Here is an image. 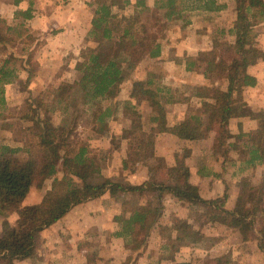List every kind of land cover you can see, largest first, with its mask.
Masks as SVG:
<instances>
[{
	"label": "crops",
	"instance_id": "0c3cea01",
	"mask_svg": "<svg viewBox=\"0 0 264 264\" xmlns=\"http://www.w3.org/2000/svg\"><path fill=\"white\" fill-rule=\"evenodd\" d=\"M92 1L0 0V18L9 23L16 21L14 17L17 11L32 7L33 18L28 21L30 32L31 29L32 33L48 32L54 27L58 30L56 37L49 42L59 45L58 53L63 55L61 62L40 57L38 67L46 65L49 68L48 75L41 77L25 61L21 71L18 70V80L29 76L32 80L47 81L46 87L41 85L42 92L48 90L49 85L53 89L64 81L81 79L82 73L77 70V63L82 50L94 46L86 39L96 10ZM130 1L134 4L136 0ZM143 1L150 8L155 5V0ZM76 2H81L84 7L76 8ZM189 20L187 25L181 22L176 24V39H168L159 58L146 57L126 76L116 98V103L123 106L118 105V113H114L108 121L110 135H98L90 141L93 147L109 149L108 164L99 169L105 180L124 186L153 183L156 189L146 187L143 192H108L98 199L75 206L65 217L38 235L35 257L15 261L14 264H204L208 259L217 258H227L230 264H264V252L256 241L245 242L236 229L205 223L200 206L161 191L159 184L171 185L173 181L165 180L154 167L156 159L163 160L169 169L177 165L178 159H183L190 172L189 183L198 188L200 197L216 200L227 195L226 208L233 210L242 179L251 178L256 187H260L264 181V162L254 153L259 128L257 120L249 116L230 120L231 136L226 157L214 152L215 132L199 141L182 140L171 133H158L153 135L152 158L146 163L124 168L129 152L126 134L134 123L131 110L138 112L145 124L156 128L157 123L150 120L160 116L153 102L155 100L164 105L167 126L171 128L201 110L203 104L209 101L198 92L199 88L216 87L226 91L229 87L225 76L205 75L197 68L189 70L187 62L188 58L210 52L216 40L228 44L235 42V1L228 0L227 8L218 13L194 12ZM255 29L257 39L252 48L260 50L261 55L252 61L247 73L256 79V85L243 88L239 96L252 112L257 113L264 112V19L257 22ZM172 35L173 31L170 37ZM123 65L122 69L126 70L127 64L125 67ZM18 80L7 85L6 96L10 92L22 94ZM148 80L159 88L172 90L181 100L168 103L165 92L151 101L145 97L132 98L134 84ZM33 91L35 94L36 88ZM172 175L177 177L175 173ZM43 195L35 204L42 201ZM149 208L159 210L150 220L155 221V225L148 235L137 234L135 226L139 224V218L136 215ZM1 218L0 237L4 224ZM16 220L12 217L10 222L14 224ZM177 220L186 221L192 226V232L183 235L176 228ZM143 239L146 242L137 248L138 241ZM0 264L7 263L2 260Z\"/></svg>",
	"mask_w": 264,
	"mask_h": 264
},
{
	"label": "trees",
	"instance_id": "16d2710c",
	"mask_svg": "<svg viewBox=\"0 0 264 264\" xmlns=\"http://www.w3.org/2000/svg\"><path fill=\"white\" fill-rule=\"evenodd\" d=\"M94 2L96 10L87 38L94 46L84 49L77 63V70L82 73L81 79L62 82L49 102L39 97L30 100L29 111L21 116V119L30 121L27 128L30 147L26 149V160L15 156L19 149L0 144L1 216L8 217L11 209L21 206L32 187H41L46 180L54 179L52 189L41 203L18 209L17 223L3 225L0 261L4 260L7 264L35 257L38 235L65 217L75 206L98 199L108 192H143L146 187L156 189L153 183L141 186H124L110 180L100 184L89 183L91 176L71 172L73 165L87 167L86 151L80 150L72 158L62 153L69 147L70 139L85 115L91 117L94 131L101 133L104 128L107 129L113 109L111 104L104 107L103 103L116 99L120 94L127 74L122 64H127V70L132 72L146 57L159 58L168 41L171 22L183 20L187 25L190 21L186 20L188 14L196 11L218 13L227 7L220 0H156L153 8L143 0H137L134 4L130 0ZM118 11L123 13L114 21V14ZM235 13V42L224 44L216 40L210 52L188 58L187 62L189 70L197 68L205 75L225 76L228 89L199 88L198 92L209 101L203 104L201 110L171 128L167 126L164 115L150 119L151 123H157L156 128H151L142 121L138 112L132 110L134 123L126 134L129 152L124 161L125 169L137 163H146L153 152L152 135L158 133H171L182 140L199 141L215 132L214 152L226 157L231 136L230 120L247 116L259 123L254 153L264 162V112H252L239 96L243 88L256 85V79L247 70L252 61L261 55L260 50L252 47L257 39V20L264 19V0H235ZM14 18L18 21L15 26L0 19V48L27 32L25 22L33 18L32 7L17 11ZM9 34L15 36L9 38ZM17 78L18 70L11 67V59L8 56L0 59V105L6 103V86ZM161 92L166 93L168 103L181 100L172 90L159 88L151 80L136 82L131 97H145L151 101L160 97ZM56 115L61 119L59 124L54 121ZM68 153L71 151L68 150ZM61 166L64 167V176L56 178ZM170 173L177 175L175 184H159L161 191L200 206L205 223L236 229L245 242L256 241L264 252V181L260 187H256L251 178L242 179L236 206L229 210L226 208L227 195L216 200L200 197L198 188L189 183L190 172L183 159H178ZM158 213V209L152 208L137 213V234L148 235L155 225V221H150L151 217ZM176 228L183 235L190 234L193 229L184 220H177ZM145 242L146 239L138 241L137 248ZM204 264H229V261L223 258L208 259Z\"/></svg>",
	"mask_w": 264,
	"mask_h": 264
},
{
	"label": "rangeland",
	"instance_id": "374dc122",
	"mask_svg": "<svg viewBox=\"0 0 264 264\" xmlns=\"http://www.w3.org/2000/svg\"><path fill=\"white\" fill-rule=\"evenodd\" d=\"M220 1L225 4H228V0H220ZM92 3L93 5H95V2L92 1ZM75 5H76V8L78 9L84 7L81 2H78V3L76 2ZM88 7H90L89 3H88ZM196 12H199V11H196ZM122 13L123 12L121 11L116 12L114 14L115 16L114 21L118 20L121 17ZM191 14L190 15L188 14V17L186 20H189L191 18ZM0 19H3V18H0ZM85 19L88 20V17H85ZM3 20L7 21L8 25L15 26L18 23L17 20L14 23H9V21L6 19H3ZM258 21H260V19L257 20V22ZM87 22H89V20ZM180 22L182 24H185L183 20L179 21L178 23L171 22L169 24L168 37H167L168 39L170 38L173 40L176 39V24H179ZM25 24H26L27 32H23V36L21 38L17 39L16 41H12L8 46L0 48V59H5L8 56L11 59V67L16 68L17 70H19V72L21 71V67L22 68L24 67L23 64L25 63V61H28L31 65V69L33 70V72L37 71V74L39 76L45 77L49 73V68L46 67V65H43L41 68H39L40 66L38 67V59L42 56H45V58H48L51 61L55 60V62L60 63L61 62L60 57H63V55L60 56L58 53L59 52L58 48L60 49V47H58L59 45L55 46L52 44L51 41L49 42V40L54 39V37H56L55 35H57L58 30H56V27H54L52 31L32 33V29L30 32V28L28 27V21H26ZM172 31H173V35L172 37H170ZM9 36H10L9 38H12L15 35L9 34ZM87 38H88V35H87ZM223 43L225 44L229 42H223ZM48 46L50 47L48 48ZM34 48H36L35 51L31 52L30 50L31 49L34 50ZM125 65L126 64H124L123 67H125ZM125 71L127 73L126 76L132 73L128 71L127 69ZM155 75H157V73H155ZM18 78L16 80H18ZM16 80L11 84L16 83ZM45 82L47 81L32 80L29 76L28 77L25 76L24 78L19 79L18 83L20 85L19 88L22 92L21 95H17L16 93L10 92L6 96V88H5L6 103L4 105H0V144H6L13 148L19 149L20 151L15 156L18 157L20 160H26L28 158V152L26 149L30 147L27 141V128L30 125V121L21 119V116L25 115L29 111V108H30L29 103L32 98L39 97L45 100L46 102H49L53 97V93L55 89L59 87L58 86V87L51 89L52 87H50L51 85H49L48 90H44L41 92L40 91L41 85L44 84V87H46ZM11 84H8V85H11ZM35 88L37 91L34 94L33 90ZM116 102H117L116 99L107 100L103 103V105L104 107H107L110 104H112V109H113V114H114V113H118L117 112L118 105H120V107L123 106L121 103L118 104ZM153 102H154L155 107L158 110V113H160L161 116L166 115L165 110H164V105H160L155 100ZM130 115L132 118V110L130 111ZM60 120H61L60 117L56 115L54 119L55 123L59 124ZM93 127H94V123L91 117L89 115H85L83 118V121L79 124L78 128L73 133L70 139V142H69V147L65 149V151L62 154H64L65 156H68L67 158H72L74 157V155H77L80 152V150L86 151L85 159L87 160L86 161L87 167H84V165L82 166L73 165L71 172L72 174L76 173V174H79L85 177L91 176V178H88L89 183L100 184L106 180L104 176L100 173L99 169H102L103 167L106 166V164H108V161L110 159V152H109V149H104V148L101 149L100 147L98 148L93 147L90 141L98 135L109 136L110 134H108V127L107 129L104 128L101 131V133L94 131ZM153 135H152V142H153ZM68 150L71 151V153H68ZM152 155H154V148H153V152L148 156V160L152 158ZM154 164H155L154 167L157 173H161V176L165 180L168 178L170 181L171 180L173 181L172 184H175L174 180L176 181V176L169 173L170 169L168 168L167 164L163 160L156 159ZM63 176H64V167L61 166L60 171L56 178H62ZM53 182H54V179H48L44 182V184L41 187H38V186L32 187V189L30 190V193L25 199V202H23L21 206L17 207L16 209L14 208L11 209L12 211L10 210L11 212L8 217H4L0 215V217H2L1 220H4V222L2 223L4 224L10 223L11 225H15L18 221V214H17L18 209L25 207L28 204H31L29 206H32V204L39 202L41 198L40 195L44 193L43 195V198H44L47 192L50 191V190L47 191V189L53 185ZM12 217L17 218L14 224L10 222V220H12ZM223 259H227V258H223ZM229 264H230V261H229Z\"/></svg>",
	"mask_w": 264,
	"mask_h": 264
}]
</instances>
